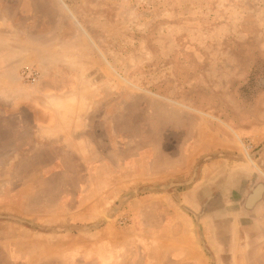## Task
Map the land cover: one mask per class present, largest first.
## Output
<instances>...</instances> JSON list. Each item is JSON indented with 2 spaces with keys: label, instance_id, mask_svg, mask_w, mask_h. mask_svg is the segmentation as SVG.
<instances>
[{
  "label": "rangeland",
  "instance_id": "374dc122",
  "mask_svg": "<svg viewBox=\"0 0 264 264\" xmlns=\"http://www.w3.org/2000/svg\"><path fill=\"white\" fill-rule=\"evenodd\" d=\"M0 47L92 149L0 99V264H264V0H0Z\"/></svg>",
  "mask_w": 264,
  "mask_h": 264
},
{
  "label": "crops",
  "instance_id": "0c3cea01",
  "mask_svg": "<svg viewBox=\"0 0 264 264\" xmlns=\"http://www.w3.org/2000/svg\"><path fill=\"white\" fill-rule=\"evenodd\" d=\"M19 61V55L13 49L7 51L5 47H0V99H4L5 101H11L15 106V112L19 111V109L25 108L27 111L31 113L34 136L36 137H51L57 140H60V144L64 147L65 150L72 151L77 155L82 157H86V159L90 158L92 149L87 144L84 138L77 136H73L74 130L76 129L75 124V111H71L70 117H67L65 120L63 118V110L62 106L65 103V97H61L58 94H52L51 96L48 94H44V88L47 86L46 83H42L41 85L35 84L38 80V77L33 84L30 85V89L37 94L34 97H25L22 92V87L18 86V72L19 66H17V62ZM56 81V80H53ZM55 86L58 85V81L54 82ZM50 96V97H48ZM18 108V109H17ZM69 116V115H68ZM65 121V123L63 122ZM88 157V158H87ZM68 197V192L61 196ZM74 197L86 198V190H82L78 195ZM176 232L183 233L181 229L177 227V224L174 225ZM101 228V227H100ZM178 230V231H177ZM65 233H60L58 236L56 235L54 240H58V245H54L55 254L42 255L34 260V264L40 261H46L47 259H61L63 260L65 256V252L70 250L71 241L68 237V240H63L65 238ZM175 245H182V238H177L175 236L173 238ZM63 241V242H60ZM80 249H78L79 255L83 251H86V244H79ZM100 247V248H98ZM46 248V244H45ZM95 250H99L100 252H105L106 249L103 247V244L100 243L95 246ZM48 252L49 250L46 249ZM65 251V252H64ZM68 255V254H67ZM23 256L25 255H16L15 257H10L3 259L5 263H14V264H22L24 261ZM38 256V255H37ZM7 257V256H6ZM26 257V256H25ZM29 258H25V262L27 264L33 263V256ZM35 259V258H34ZM53 259V260H54ZM1 260V259H0ZM2 260V261H3Z\"/></svg>",
  "mask_w": 264,
  "mask_h": 264
},
{
  "label": "built area",
  "instance_id": "2783aa9c",
  "mask_svg": "<svg viewBox=\"0 0 264 264\" xmlns=\"http://www.w3.org/2000/svg\"><path fill=\"white\" fill-rule=\"evenodd\" d=\"M26 77L31 81V82H35L37 79V75L35 74V72H31V71H27L26 73Z\"/></svg>",
  "mask_w": 264,
  "mask_h": 264
},
{
  "label": "water",
  "instance_id": "95a60500",
  "mask_svg": "<svg viewBox=\"0 0 264 264\" xmlns=\"http://www.w3.org/2000/svg\"><path fill=\"white\" fill-rule=\"evenodd\" d=\"M253 197H251L250 199H252Z\"/></svg>",
  "mask_w": 264,
  "mask_h": 264
}]
</instances>
